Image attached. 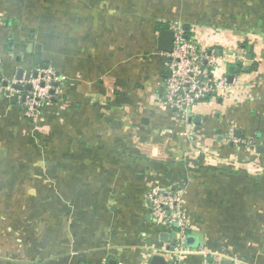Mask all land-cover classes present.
<instances>
[{
    "label": "crops",
    "instance_id": "crops-1",
    "mask_svg": "<svg viewBox=\"0 0 264 264\" xmlns=\"http://www.w3.org/2000/svg\"><path fill=\"white\" fill-rule=\"evenodd\" d=\"M211 1L0 0V264L168 258L180 239L153 214L161 187L182 192L184 264H264V45L245 72L220 67L235 97L185 118L163 105L160 31L177 23L225 57L220 30L194 23ZM220 3L264 21V0ZM44 69L64 88L32 124L26 84Z\"/></svg>",
    "mask_w": 264,
    "mask_h": 264
},
{
    "label": "built area",
    "instance_id": "built-area-1",
    "mask_svg": "<svg viewBox=\"0 0 264 264\" xmlns=\"http://www.w3.org/2000/svg\"><path fill=\"white\" fill-rule=\"evenodd\" d=\"M169 28L175 34V41L172 52L165 53L166 91L163 105L185 118L199 103L214 101L225 92L232 91L237 81L233 79L230 82L226 73H220L224 64L219 65L215 52L209 51L197 37L190 36L186 27L172 23ZM208 29L209 26H205L201 33L210 35ZM26 85H31V89L23 98L25 115L32 124H37L44 108L62 95L64 80L54 71L44 69ZM150 200L158 222L169 228L176 225L179 229V246L168 252V258L163 257L167 264H184L183 255L187 251L182 249L181 241L190 229V223L183 210L182 192L161 187L151 192ZM158 252L155 250L154 255H163ZM140 264L150 262L147 258Z\"/></svg>",
    "mask_w": 264,
    "mask_h": 264
},
{
    "label": "rangeland",
    "instance_id": "rangeland-1",
    "mask_svg": "<svg viewBox=\"0 0 264 264\" xmlns=\"http://www.w3.org/2000/svg\"><path fill=\"white\" fill-rule=\"evenodd\" d=\"M211 2L214 4V6H212L213 9H204V14H201L199 17H196L194 23L209 24L213 26L212 28L219 29L220 34L222 33L220 36L223 35L225 43V57L220 59V61H218V64H224V66H235L236 63L240 62L241 64H243V72H245L246 66H251V60H249V58L253 56V48L256 45H264V21L259 22L257 20L256 23H252L251 18H249L250 20H247L246 17L237 18L234 11L231 12L230 7L224 8L219 5L221 4L220 0H212ZM224 36L225 38L229 36L231 40L230 43L225 42ZM221 68L223 69V66H221ZM234 74L231 75L235 76ZM236 81L237 85L235 86V88H233V91L224 93V97L226 99L232 98L233 95L231 94H234L235 97V90L240 91L243 89L242 85L240 87L241 81H239L238 79H236Z\"/></svg>",
    "mask_w": 264,
    "mask_h": 264
},
{
    "label": "water",
    "instance_id": "water-1",
    "mask_svg": "<svg viewBox=\"0 0 264 264\" xmlns=\"http://www.w3.org/2000/svg\"><path fill=\"white\" fill-rule=\"evenodd\" d=\"M174 41H175V34L172 30H162L160 31L157 39V48L160 52L162 53H170L173 50L174 46ZM249 60H252L250 57ZM37 74L35 75V77ZM234 79V76H229V81L232 82ZM7 87V84H6ZM13 88L15 90H22L23 86L22 85H14ZM31 85L26 86V90H30ZM191 113V111H190ZM177 227V226H175ZM175 239V236H174ZM150 264H167L165 257L159 256V255H154L151 257L149 260Z\"/></svg>",
    "mask_w": 264,
    "mask_h": 264
},
{
    "label": "trees",
    "instance_id": "trees-1",
    "mask_svg": "<svg viewBox=\"0 0 264 264\" xmlns=\"http://www.w3.org/2000/svg\"><path fill=\"white\" fill-rule=\"evenodd\" d=\"M205 26H209V28H212L213 26L209 25V24H204ZM215 27V26H214ZM217 27V26H216Z\"/></svg>",
    "mask_w": 264,
    "mask_h": 264
}]
</instances>
